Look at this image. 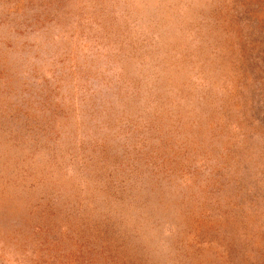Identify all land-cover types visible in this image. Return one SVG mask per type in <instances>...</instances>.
Wrapping results in <instances>:
<instances>
[{"label": "rangeland", "instance_id": "1", "mask_svg": "<svg viewBox=\"0 0 264 264\" xmlns=\"http://www.w3.org/2000/svg\"><path fill=\"white\" fill-rule=\"evenodd\" d=\"M0 264H264V0H0Z\"/></svg>", "mask_w": 264, "mask_h": 264}]
</instances>
